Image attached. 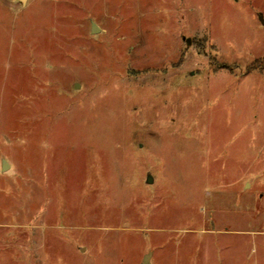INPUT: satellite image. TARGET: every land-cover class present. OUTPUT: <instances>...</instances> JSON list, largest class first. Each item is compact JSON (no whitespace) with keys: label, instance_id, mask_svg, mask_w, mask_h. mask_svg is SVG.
Instances as JSON below:
<instances>
[{"label":"rangeland","instance_id":"1","mask_svg":"<svg viewBox=\"0 0 264 264\" xmlns=\"http://www.w3.org/2000/svg\"><path fill=\"white\" fill-rule=\"evenodd\" d=\"M261 16L0 0V264H264Z\"/></svg>","mask_w":264,"mask_h":264},{"label":"water","instance_id":"2","mask_svg":"<svg viewBox=\"0 0 264 264\" xmlns=\"http://www.w3.org/2000/svg\"><path fill=\"white\" fill-rule=\"evenodd\" d=\"M23 1H25V0H23ZM261 20L264 23V17L263 16H261ZM98 29H99V27L97 26V24L95 22H92V31L93 32H96ZM6 167H7V161L4 160L3 161V168L5 169ZM151 180H152V176L149 175L148 176V181H151ZM149 256H150V254H146V256H145L144 261H143L142 264H150V262H149Z\"/></svg>","mask_w":264,"mask_h":264}]
</instances>
